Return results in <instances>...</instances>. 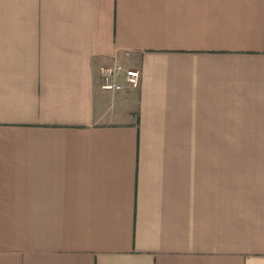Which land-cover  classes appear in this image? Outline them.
I'll return each mask as SVG.
<instances>
[{"label":"crops","instance_id":"0c3cea01","mask_svg":"<svg viewBox=\"0 0 264 264\" xmlns=\"http://www.w3.org/2000/svg\"><path fill=\"white\" fill-rule=\"evenodd\" d=\"M0 264H264V0H0Z\"/></svg>","mask_w":264,"mask_h":264},{"label":"built area","instance_id":"2783aa9c","mask_svg":"<svg viewBox=\"0 0 264 264\" xmlns=\"http://www.w3.org/2000/svg\"><path fill=\"white\" fill-rule=\"evenodd\" d=\"M101 87L105 91H119L125 86H134L139 83L140 70L128 67L122 62L104 65L101 68Z\"/></svg>","mask_w":264,"mask_h":264},{"label":"rangeland","instance_id":"374dc122","mask_svg":"<svg viewBox=\"0 0 264 264\" xmlns=\"http://www.w3.org/2000/svg\"><path fill=\"white\" fill-rule=\"evenodd\" d=\"M102 83V82H101ZM122 90V89H121Z\"/></svg>","mask_w":264,"mask_h":264}]
</instances>
